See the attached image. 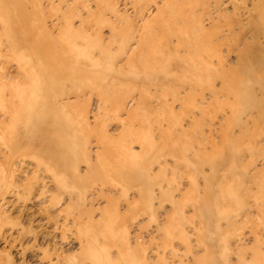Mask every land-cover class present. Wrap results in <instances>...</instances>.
Segmentation results:
<instances>
[{
  "label": "rangeland",
  "instance_id": "374dc122",
  "mask_svg": "<svg viewBox=\"0 0 264 264\" xmlns=\"http://www.w3.org/2000/svg\"><path fill=\"white\" fill-rule=\"evenodd\" d=\"M0 264H264V0H0Z\"/></svg>",
  "mask_w": 264,
  "mask_h": 264
},
{
  "label": "bare ground",
  "instance_id": "6f19581e",
  "mask_svg": "<svg viewBox=\"0 0 264 264\" xmlns=\"http://www.w3.org/2000/svg\"><path fill=\"white\" fill-rule=\"evenodd\" d=\"M176 20H179V16H175L174 14H172L171 16H170V18L169 19H166L165 20V25H166V28L168 27L170 30H169V34H166V37H164L165 38V40H167V39H170L171 37H174L176 40H180L183 36L181 35V32H179V31H177V32H174L173 30H172V28H173V25L172 24H174V22L176 21ZM186 25V24H185ZM184 25V26H185ZM186 27V26H185ZM177 46V45H176ZM174 50H176V47L175 48H173L172 50H171V52H172V54H174ZM195 71V70H194ZM189 85V84H188Z\"/></svg>",
  "mask_w": 264,
  "mask_h": 264
}]
</instances>
